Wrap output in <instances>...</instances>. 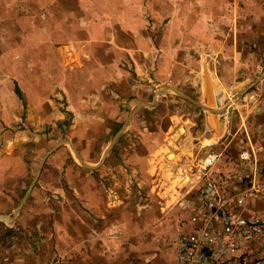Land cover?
<instances>
[{
    "label": "crops",
    "instance_id": "1",
    "mask_svg": "<svg viewBox=\"0 0 264 264\" xmlns=\"http://www.w3.org/2000/svg\"><path fill=\"white\" fill-rule=\"evenodd\" d=\"M183 2L0 0V134L31 129L38 144L56 142L37 171L43 186L29 189L33 211L22 218L27 238L41 243L29 251L14 242L11 264H41L53 254L119 264L112 241L141 235L149 214L155 223L170 217L206 176H226L238 188V174L254 170L234 161L242 150L264 164V86L234 95L192 68L185 50L203 27L187 18L205 16L206 6L196 13ZM189 88L196 100L182 91ZM174 93L187 105L175 108ZM212 153L223 154L221 164L203 170ZM99 172L120 182H96ZM131 184L150 193V211L118 195ZM48 190L57 193L45 198ZM259 196L245 214L264 220ZM259 256L264 264V241Z\"/></svg>",
    "mask_w": 264,
    "mask_h": 264
},
{
    "label": "rangeland",
    "instance_id": "2",
    "mask_svg": "<svg viewBox=\"0 0 264 264\" xmlns=\"http://www.w3.org/2000/svg\"><path fill=\"white\" fill-rule=\"evenodd\" d=\"M189 1L190 8L196 13L199 12V7L202 10L203 6H206L205 16L193 14L187 18L194 29L200 30L203 27L201 33H192L190 46L185 50L190 52V59L194 62L192 68L206 74V79L210 84H222L223 88L232 89L229 91L230 94L236 95L235 93L238 92L241 96L247 88L253 90L264 86V0H207V5L203 0ZM181 2L183 0H180ZM180 18L182 19L181 16ZM189 90L182 91L189 95V99L196 100L195 89L189 88ZM173 95L177 97V100L171 102L175 108L187 105L180 95L175 93ZM177 110L178 113L183 112V108ZM0 120H2L1 114ZM20 122L25 124V122ZM38 133L46 135L48 130H39ZM33 134L35 133L31 129L23 128L6 129L0 134V264L13 262L14 256L11 249L14 242L22 241L24 245L26 244L24 246L26 250L29 251L38 249L41 243L38 240L40 237L33 241L27 238L22 218L33 211L30 207L26 210L31 192L29 189L34 183L36 187L40 183L43 186L36 176L37 171L44 154L56 142L48 146L45 143L38 144L39 141ZM239 158L234 161L240 163ZM51 159L53 155L49 157L48 165H52L49 161ZM221 162L222 160L216 166H219ZM118 164V167L121 166L120 163ZM27 167L29 171L25 176L18 174V172L27 171ZM94 177L96 182L115 185L120 182L121 178L117 176V173L116 176H109L101 172ZM125 178L122 177L123 180ZM63 181L66 182L65 177ZM132 187L131 184L126 187L127 190H122V193L118 195L129 199L126 201L128 207L136 204L143 213L150 211V206H152L149 201L150 193L145 192L144 188L135 193ZM197 188L187 195L184 206L174 209L175 212L170 217L166 215L168 209H162L166 217H162L158 223L151 222L150 214L144 218L149 222H143L140 236L127 237L124 242L112 241L113 245L119 247L116 250L114 261L119 264H175L177 239L186 228L185 224L192 214V203ZM48 191L45 198L47 196V198H52V195L57 193ZM259 197L264 198V195ZM142 200L144 203L141 204ZM26 211L27 213H24ZM72 226L78 228L77 225ZM76 234L81 236V229L77 230ZM86 241L89 242V240ZM84 249L86 250L85 246ZM73 258L75 257L64 258V256L53 254V256L47 255L40 262L41 264H60L63 261V264H75L76 259ZM260 261L263 263L262 258Z\"/></svg>",
    "mask_w": 264,
    "mask_h": 264
},
{
    "label": "built area",
    "instance_id": "3",
    "mask_svg": "<svg viewBox=\"0 0 264 264\" xmlns=\"http://www.w3.org/2000/svg\"><path fill=\"white\" fill-rule=\"evenodd\" d=\"M222 158L212 153L203 170ZM239 160V166L252 165L254 170L238 174V188L232 189L226 176H206L195 192L192 214L175 246V264H262L264 220L245 213L253 198L264 194V164L250 150H242Z\"/></svg>",
    "mask_w": 264,
    "mask_h": 264
},
{
    "label": "bare ground",
    "instance_id": "4",
    "mask_svg": "<svg viewBox=\"0 0 264 264\" xmlns=\"http://www.w3.org/2000/svg\"><path fill=\"white\" fill-rule=\"evenodd\" d=\"M233 100V99H232ZM231 101V100H230ZM234 103V102H233ZM230 106V105H229ZM210 109V108H209ZM214 115V114H213ZM215 117H217V115L215 116ZM217 120V119H216ZM217 122V121H216ZM215 122V120H214V124L216 123ZM218 124V123H217ZM184 130V129H183ZM182 131V130H181ZM183 132V131H182ZM183 134V133H182ZM215 140V139H214ZM212 142V141H211ZM174 144V143H173ZM172 157H174V155H172ZM178 159V158H177ZM168 164V163H167ZM181 175V174H180ZM169 178H171V177H169ZM181 180H182V178H181ZM193 180V179H192ZM182 182V181H181ZM180 182V183H181ZM178 184V183H177ZM184 187V186H183ZM175 188V187H174ZM173 192V191H172ZM172 195V194H171ZM169 196H170V194H169ZM176 198V197H175ZM170 201V200H169Z\"/></svg>",
    "mask_w": 264,
    "mask_h": 264
}]
</instances>
